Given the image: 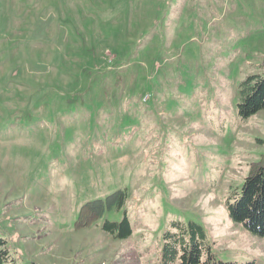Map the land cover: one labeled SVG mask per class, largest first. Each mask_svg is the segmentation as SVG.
<instances>
[{
    "label": "rangeland",
    "instance_id": "1",
    "mask_svg": "<svg viewBox=\"0 0 264 264\" xmlns=\"http://www.w3.org/2000/svg\"><path fill=\"white\" fill-rule=\"evenodd\" d=\"M263 70L264 0H0L9 264H161L173 221L218 260L264 264V235L229 213L264 153V109L237 112Z\"/></svg>",
    "mask_w": 264,
    "mask_h": 264
},
{
    "label": "trees",
    "instance_id": "2",
    "mask_svg": "<svg viewBox=\"0 0 264 264\" xmlns=\"http://www.w3.org/2000/svg\"><path fill=\"white\" fill-rule=\"evenodd\" d=\"M264 109V70L251 74L240 81L237 112L247 116ZM124 192L116 191L106 197V202H120ZM101 199L83 203L74 222V228L88 226L103 211ZM229 213L234 220L241 222L249 231L264 235V153L249 163L248 172L244 177L238 196L229 204ZM121 233L128 231V224L121 221ZM116 224L105 221L103 227L112 231ZM12 258L0 237V264H9ZM161 264H234L215 258L210 244L205 238L201 226L189 222L183 225L173 221L172 226L163 232Z\"/></svg>",
    "mask_w": 264,
    "mask_h": 264
}]
</instances>
